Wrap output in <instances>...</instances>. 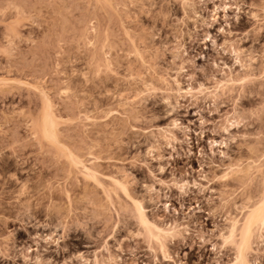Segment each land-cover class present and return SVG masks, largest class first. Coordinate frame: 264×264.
Masks as SVG:
<instances>
[{
  "label": "rangeland",
  "instance_id": "374dc122",
  "mask_svg": "<svg viewBox=\"0 0 264 264\" xmlns=\"http://www.w3.org/2000/svg\"><path fill=\"white\" fill-rule=\"evenodd\" d=\"M260 169L264 0H0V264H235Z\"/></svg>",
  "mask_w": 264,
  "mask_h": 264
},
{
  "label": "bare ground",
  "instance_id": "6f19581e",
  "mask_svg": "<svg viewBox=\"0 0 264 264\" xmlns=\"http://www.w3.org/2000/svg\"><path fill=\"white\" fill-rule=\"evenodd\" d=\"M245 79L246 77L238 81L243 82ZM182 91V88H178L179 93H181ZM42 120V123L44 124L43 131L45 137L51 141L57 140L56 134L54 132L55 121L53 117L49 113H45ZM233 167L234 166L231 165L229 169H232ZM249 170L250 168H248L247 170H232V172L227 173L223 177V179L225 182H228L230 177L233 175L238 177L240 175L242 176L241 179H244L247 176ZM260 173V187H258L253 192V194H249V196L242 201V219H231L228 232L226 235H223L224 244L229 247V251L234 252L235 264H252L250 253H252V251H255L253 247L256 244V241L264 237V170L260 169ZM118 184L121 185V183ZM121 186L124 187V185ZM126 189L127 188L125 187V191ZM133 201L135 204L136 215V219L135 222H133V225L135 223L136 226L139 227V229L141 228L140 232L146 233L150 242H154L162 249L165 258H170L167 248L169 246V243H178L177 237L180 233L178 230V226L171 225L169 227H164L163 225H160L157 221L152 220L148 216L146 207L141 201H137L134 199Z\"/></svg>",
  "mask_w": 264,
  "mask_h": 264
}]
</instances>
